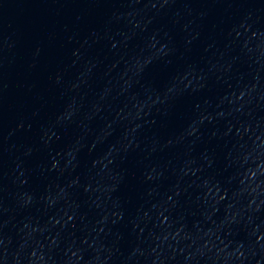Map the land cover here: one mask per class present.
<instances>
[{
  "label": "water",
  "instance_id": "1",
  "mask_svg": "<svg viewBox=\"0 0 264 264\" xmlns=\"http://www.w3.org/2000/svg\"><path fill=\"white\" fill-rule=\"evenodd\" d=\"M0 264H264V0H0Z\"/></svg>",
  "mask_w": 264,
  "mask_h": 264
}]
</instances>
